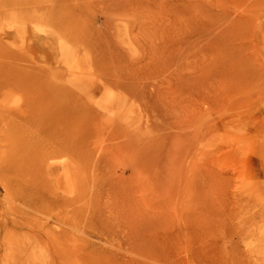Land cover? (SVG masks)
<instances>
[{
    "label": "rangeland",
    "instance_id": "1",
    "mask_svg": "<svg viewBox=\"0 0 264 264\" xmlns=\"http://www.w3.org/2000/svg\"><path fill=\"white\" fill-rule=\"evenodd\" d=\"M0 264H264V0H0Z\"/></svg>",
    "mask_w": 264,
    "mask_h": 264
}]
</instances>
